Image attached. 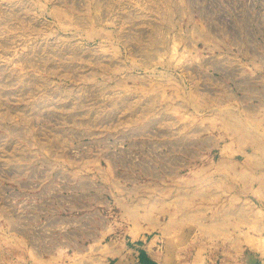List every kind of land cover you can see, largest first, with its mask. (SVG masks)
Returning <instances> with one entry per match:
<instances>
[{
    "label": "rangeland",
    "instance_id": "374dc122",
    "mask_svg": "<svg viewBox=\"0 0 264 264\" xmlns=\"http://www.w3.org/2000/svg\"><path fill=\"white\" fill-rule=\"evenodd\" d=\"M227 202L261 241L264 0H0V264H103L133 213L204 237Z\"/></svg>",
    "mask_w": 264,
    "mask_h": 264
},
{
    "label": "crops",
    "instance_id": "0c3cea01",
    "mask_svg": "<svg viewBox=\"0 0 264 264\" xmlns=\"http://www.w3.org/2000/svg\"><path fill=\"white\" fill-rule=\"evenodd\" d=\"M225 206L222 210L228 212V217L214 221L209 228L212 231L203 232L204 237L214 239L213 243H206L199 235L195 238L185 234L181 226L174 223L162 226L165 228L162 233H154L157 222L153 215L142 214L135 218L133 213L134 220L129 223L131 230L128 231L130 238L103 245L101 251L105 253H101L100 260L103 264H264V238L253 240L246 223L237 229L236 221L231 220L237 205L227 202ZM239 209L252 212L251 203L245 199Z\"/></svg>",
    "mask_w": 264,
    "mask_h": 264
}]
</instances>
